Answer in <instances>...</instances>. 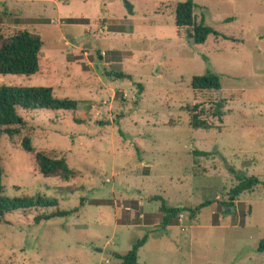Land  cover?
Here are the masks:
<instances>
[{
    "label": "rangeland",
    "instance_id": "rangeland-1",
    "mask_svg": "<svg viewBox=\"0 0 264 264\" xmlns=\"http://www.w3.org/2000/svg\"><path fill=\"white\" fill-rule=\"evenodd\" d=\"M183 1L0 0L2 32L25 29L43 41L41 71L0 76V84L49 86L78 104L20 110L15 136L0 128L5 196L57 201L4 215L0 264H118L113 252L144 234L139 264H264L256 250L264 187L225 205L240 180L264 182V0H192L195 21L219 33L202 44L175 26ZM210 73L220 89L193 96L192 76ZM220 100L219 119L211 103ZM198 102L214 127L190 126ZM25 136L34 151L64 157L75 176L40 174L34 152L21 148ZM152 195L171 206L212 203L163 227ZM56 210L74 211L35 220Z\"/></svg>",
    "mask_w": 264,
    "mask_h": 264
},
{
    "label": "trees",
    "instance_id": "trees-1",
    "mask_svg": "<svg viewBox=\"0 0 264 264\" xmlns=\"http://www.w3.org/2000/svg\"><path fill=\"white\" fill-rule=\"evenodd\" d=\"M195 4L192 0L178 2L174 8V21L176 28L185 29L186 38L196 44H202L206 41L208 35H219L212 28L204 25L203 21L196 22L193 14ZM6 13L0 12V27L4 22ZM69 22H85V19H69ZM43 46L41 36L28 30H16L10 34L2 32L0 28V76L7 74L30 76L41 71L40 51ZM116 77H128L123 73H116ZM141 89V84H138ZM193 96L199 93L218 91L220 89L219 77L215 74L194 75L190 82ZM223 100L214 101L212 115L218 116L221 113L219 108L223 106ZM77 101L67 97H58L53 93L49 86H28L0 84V128L9 136H15L20 132V126L24 124L20 110L29 112L41 109L58 111L77 109ZM189 124L194 129H210L214 127L213 122L208 120V110L204 102H198L189 108ZM21 148L28 152H34L35 162L40 174L44 177L57 176L63 181L73 178L76 172L69 167L64 157L52 156L44 151H34L29 136L23 137ZM195 154L207 156L206 151H194ZM1 160V157H0ZM3 169L0 163V221L5 214L15 210H28L41 207H56V199L47 198L42 195L22 196L18 198H9L5 196V186L2 183ZM264 182L255 176L242 179L232 186L228 191L229 201L225 205H233V201L242 193L252 191V189ZM72 191V190H71ZM149 201H158V210L161 213L160 224L163 227L175 224L178 216L183 211H188L190 216L211 201H203L196 207L171 206L160 195H152ZM76 210V209H74ZM74 210L59 211L48 214L38 215L35 220L48 219L53 216H66ZM148 234H144L136 240L131 248L124 253L113 252L114 258L119 260L118 264H139L138 249L146 242ZM256 250L264 252V239L259 240Z\"/></svg>",
    "mask_w": 264,
    "mask_h": 264
},
{
    "label": "water",
    "instance_id": "water-1",
    "mask_svg": "<svg viewBox=\"0 0 264 264\" xmlns=\"http://www.w3.org/2000/svg\"><path fill=\"white\" fill-rule=\"evenodd\" d=\"M231 210L233 211L234 210V207H232Z\"/></svg>",
    "mask_w": 264,
    "mask_h": 264
},
{
    "label": "crops",
    "instance_id": "crops-1",
    "mask_svg": "<svg viewBox=\"0 0 264 264\" xmlns=\"http://www.w3.org/2000/svg\"><path fill=\"white\" fill-rule=\"evenodd\" d=\"M157 208H158V206H157ZM170 226V225H169Z\"/></svg>",
    "mask_w": 264,
    "mask_h": 264
}]
</instances>
